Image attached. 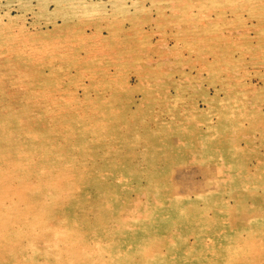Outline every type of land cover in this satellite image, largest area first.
Wrapping results in <instances>:
<instances>
[{
	"label": "rangeland",
	"instance_id": "1",
	"mask_svg": "<svg viewBox=\"0 0 264 264\" xmlns=\"http://www.w3.org/2000/svg\"><path fill=\"white\" fill-rule=\"evenodd\" d=\"M0 264H264V0H0Z\"/></svg>",
	"mask_w": 264,
	"mask_h": 264
},
{
	"label": "bare ground",
	"instance_id": "2",
	"mask_svg": "<svg viewBox=\"0 0 264 264\" xmlns=\"http://www.w3.org/2000/svg\"><path fill=\"white\" fill-rule=\"evenodd\" d=\"M204 54V53H203ZM2 55V54H1ZM83 73V72H82ZM65 174H67V173H65ZM64 174V175H65ZM204 183V182H203ZM31 188V187H30ZM21 194V193H20ZM23 201V200H22ZM52 205L53 206H55L56 205V203H52ZM67 208H69V209H73L74 208V206H73V203H71L70 202V205L67 207ZM25 217V216H24ZM15 225H16V223H15ZM20 225V224H19ZM42 229H44V230H46L47 228V226H45L44 225V223L42 224ZM69 227L68 226H64V228H62V230H64V232H62V230H61V232H60V234L61 235H59V238L58 239H56V237H53V239L50 241V245H51V247H52V249H56V250H59V252L61 251V250H63L65 247H67V249H69V251L67 252V258H65L66 260H67V262H79L80 261V259H79V257H76L74 260H72L71 258H70V253L71 252H73L74 254H75V252H74V248H72L69 244H71L70 243V241L68 242V240L70 239L69 237H70V235H69V233L68 232H72V230H69L68 229ZM37 230V229H36ZM58 231V230H57ZM53 236H55L56 234H55V230L53 231ZM63 233V234H62ZM143 235V232L142 233H140V234H138V235H136L135 237V239L136 240H138L141 236ZM46 239H51V238H46ZM59 240H61V241H59ZM141 242H138V244H141V243H143L142 241H143V238L140 240ZM79 242L81 243V242H83V239H81V240H79ZM136 242V241H135ZM74 243H75V241H74ZM77 243V242H76ZM97 243V242H96ZM95 243V244H96ZM254 243V242H253ZM13 244V243H12ZM60 244H62V247L61 248H59V246L58 245H60ZM95 244H94V247H95ZM98 244V243H97ZM261 246V245H260ZM50 247V248H51ZM82 247V246H81ZM97 248V247H96ZM30 249V248H29ZM101 250V249H100ZM14 251V250H13ZM66 252V250H63L62 252ZM58 252V253H59ZM61 252V253H62ZM59 258H61V255H60V253H59Z\"/></svg>",
	"mask_w": 264,
	"mask_h": 264
}]
</instances>
